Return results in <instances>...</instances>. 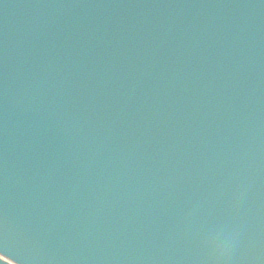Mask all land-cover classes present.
I'll return each mask as SVG.
<instances>
[{
  "label": "water",
  "instance_id": "95a60500",
  "mask_svg": "<svg viewBox=\"0 0 264 264\" xmlns=\"http://www.w3.org/2000/svg\"><path fill=\"white\" fill-rule=\"evenodd\" d=\"M168 1L176 3H169L168 9L172 12L168 16L169 24L179 18L184 21L190 20L189 13H194L198 8V3L195 2L187 5L185 1L191 2L189 0H145L141 2V7L135 14L136 22L141 23L139 15L146 9L151 12L153 10L162 12ZM84 8H89V1L84 4ZM132 19L135 20L134 17ZM65 33L67 30L62 26L61 34ZM173 33L174 31L170 34ZM251 37L254 41L248 39V45L245 46L247 51L248 48L255 51L254 49L258 47L256 35L251 34ZM173 39V36H170L166 40L172 42ZM222 50L220 56L211 57L212 46L207 45L204 53L199 57H202L203 61H214L223 68L220 72L221 76L216 79L220 85L219 92L231 91L230 88L233 86L230 87L229 82L232 85L237 84L234 85L235 90L247 91L255 87L254 80H251V86L245 85L246 77L243 76V72L236 77L232 75L227 65L228 52L224 48ZM156 55L166 58L168 65L174 61L166 53L159 52ZM222 55H226V62ZM262 57L264 52L259 51L254 56V63ZM92 59L91 55L89 64H94ZM256 63L257 65L254 64V67L250 69L252 77L264 69V61L257 60ZM158 68L160 66H152L150 72ZM253 78L256 80V77ZM88 82L89 78L86 84ZM4 84V81H0V87ZM191 88L197 92L200 90L197 86H191ZM211 90L207 88L204 94H211ZM13 108L14 104L10 101L9 95L2 94L0 91V125L8 123V119L12 118ZM52 116L63 120L58 114ZM9 130L13 131V127L10 126ZM245 131L249 130L246 129L243 132ZM260 134L263 135H260L258 146H256L258 154L254 158L248 157L247 162L254 163L256 170L262 176L251 173L250 178L242 177L239 181L236 179L237 173L233 171L236 166L232 165L227 169L217 165L209 166L207 162L205 171L211 174L212 168L222 170L228 178L223 184L209 182L204 187L205 184L188 182L186 177L190 178V176L186 174L185 169H181L178 173L173 171L175 175L160 171L158 175L162 176V179H158L157 184L148 186V182L145 181L137 186L134 193L127 194L120 191L121 194L116 197L113 207L110 206L107 211L103 208L96 210L93 207H86L77 212L74 209L56 207L55 204L50 206L48 216L54 217L48 218L49 224L54 222L69 224L72 230L68 232V235L58 232L57 228L50 231L49 224L43 221L47 218L43 217L46 215V210L42 207L38 208L37 214L35 211H30L26 216L31 215L35 221L39 220L41 223H36L37 227L49 229L48 232L45 231V239L59 236L60 233V236L67 238L63 246L52 248L53 245L49 246L50 243L46 242L39 233L37 247L40 249L38 253L40 263L38 264H46V262L73 264L71 261L73 258L67 261V256L75 255L74 253L79 249L80 258L76 264H264V167L262 166L264 130ZM17 135L15 140L20 133L17 132ZM29 137L30 134L27 138ZM39 139L47 143L49 148L53 147L51 133L42 132ZM26 141L30 144L29 140ZM1 142L0 140V144ZM55 142L58 143L56 138ZM207 142L209 141L205 144ZM212 142L211 147L205 149L207 152L212 153L214 145L228 152L238 147L234 146L230 149L226 142L220 143L215 140ZM23 145L26 146L24 143ZM252 148L253 146L244 150L248 153ZM1 150L5 154L7 147H2ZM161 156L162 152H159L155 158L157 163L161 161ZM74 171L77 172L78 169ZM46 176L48 180L51 179V176ZM247 184L250 186L248 187ZM89 196L93 198L96 206L100 207L103 204L99 195L91 190H89ZM87 229H89V237L86 238L84 231ZM71 235L73 236L70 237ZM0 248L11 250L16 257H21L17 244L14 242L6 241ZM44 258L46 262L42 263Z\"/></svg>",
  "mask_w": 264,
  "mask_h": 264
}]
</instances>
